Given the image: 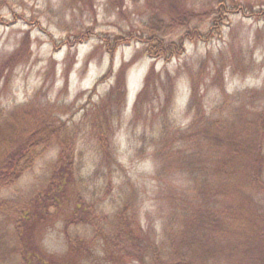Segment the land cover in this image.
<instances>
[{
	"label": "rangeland",
	"instance_id": "374dc122",
	"mask_svg": "<svg viewBox=\"0 0 264 264\" xmlns=\"http://www.w3.org/2000/svg\"><path fill=\"white\" fill-rule=\"evenodd\" d=\"M178 1L93 0L92 9L77 0H0V63L19 50L14 54L18 62L4 70L0 80V154L11 137L23 142L26 137L20 135H28L35 123L65 122L68 126L61 136L68 139L80 166L77 182L100 168L108 178H93L100 187L95 197H106V211L133 197L134 189L136 200L131 206L148 232L155 226L163 231L161 190L154 178L162 166L156 155L167 151L176 137L189 145L188 139L197 137L200 128V121L192 126L193 120L203 111L211 116L222 110L240 119L237 115L251 118V108L264 106V0H186L194 16L191 20L186 16L188 25L171 30L172 13H182L177 8L183 0ZM193 28L202 37H186L181 53L167 58L147 49L149 41L180 43ZM117 38L123 41L115 45ZM148 77L150 85L145 89ZM118 81L123 90H116L109 103L112 134L100 139L91 107L106 98ZM142 91L143 101L135 110ZM101 106L107 109L106 102ZM102 115L96 118L101 121ZM187 128H192L191 136ZM249 128L254 135V128ZM60 144L57 137L41 147L32 167L0 190V199H26L48 185L61 149L67 151ZM105 153L111 163H102ZM109 179L112 183L106 184ZM178 181L187 184L189 179L182 175ZM71 196L34 236L40 249L59 260L73 254L66 222L79 197ZM3 217L0 210L2 231L8 224ZM85 228L94 235L91 223L80 229ZM100 242L97 239L93 247L102 255ZM74 259L95 264L78 255Z\"/></svg>",
	"mask_w": 264,
	"mask_h": 264
},
{
	"label": "trees",
	"instance_id": "16d2710c",
	"mask_svg": "<svg viewBox=\"0 0 264 264\" xmlns=\"http://www.w3.org/2000/svg\"><path fill=\"white\" fill-rule=\"evenodd\" d=\"M92 1L77 0L83 4L81 6L89 4L93 9ZM173 3L178 4L179 1L173 0ZM186 6V0H183L177 8L182 13H172L175 21L169 25L171 30L188 25L186 16L189 20L193 18V11ZM197 32L198 29L193 28L192 33H184L180 43L149 41L147 49L152 55L169 58L171 54L184 50L186 37H202ZM155 38L158 39L157 36ZM122 41V38H117L115 45ZM15 53L0 63V80L4 70L18 62L19 57H14ZM149 79L145 89L150 85ZM123 85L118 81L106 98L91 107L94 108L92 113H96L92 124L101 129L100 139L107 137L105 133L111 130L109 103L113 99L110 100V96L116 90H123ZM144 94V91L140 93L135 110L143 101ZM105 102L107 109L101 106ZM251 110L254 111L253 117L237 115L240 119L224 115L222 110L211 116L203 111L193 120L192 126L200 121V128L197 137L188 139L189 145L176 137L175 141L168 143L167 151L156 155L159 166H162L154 178L161 190L158 192V207L159 227L163 231H158L155 226L148 232L149 228L144 226L138 210L131 206L136 200L134 189L133 197L127 195L129 197L123 204L114 203L115 207L106 211V197H95L100 187L93 178H108L100 168L92 177H80L77 182L80 166L75 161L68 139L61 136L68 126L65 122L59 126L48 119L35 123L28 128V135L24 132L20 135L26 137L20 143H17V137H11L10 141L3 143L4 153L0 154V190L15 183L32 167L37 151L57 137H60L61 148L66 146L67 151L61 149L60 163L54 164L48 185L36 190L33 196L0 199V210L8 222L3 231L0 224V264H81L74 255L95 264L96 261L98 264H264V106ZM101 112L103 119L100 121L96 117ZM249 127L254 128V135ZM182 137L185 139L187 135L184 133ZM193 142L196 143L191 147ZM110 160L105 153L102 163H111ZM109 171L112 175L114 170L111 168ZM182 175H186L190 183L178 181ZM110 183V179L106 181V184ZM73 193L79 200L67 219L66 232L74 255L59 260L40 249L34 236L49 216L58 214L66 197L72 198ZM88 223L93 226L94 235L87 228L80 229ZM97 239H101L102 255L93 247Z\"/></svg>",
	"mask_w": 264,
	"mask_h": 264
}]
</instances>
